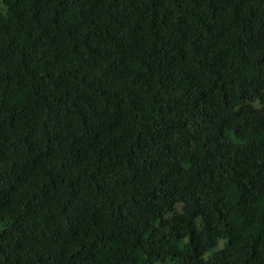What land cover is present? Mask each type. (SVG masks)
I'll use <instances>...</instances> for the list:
<instances>
[{"label": "trees", "instance_id": "16d2710c", "mask_svg": "<svg viewBox=\"0 0 264 264\" xmlns=\"http://www.w3.org/2000/svg\"><path fill=\"white\" fill-rule=\"evenodd\" d=\"M0 264H264V0H0Z\"/></svg>", "mask_w": 264, "mask_h": 264}]
</instances>
